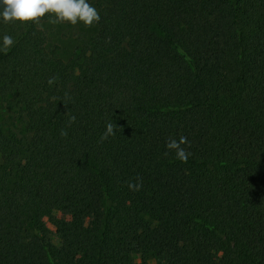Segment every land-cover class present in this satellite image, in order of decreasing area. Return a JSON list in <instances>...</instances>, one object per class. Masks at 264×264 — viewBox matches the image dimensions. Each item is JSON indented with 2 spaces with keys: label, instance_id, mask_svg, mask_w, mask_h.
I'll return each instance as SVG.
<instances>
[{
  "label": "trees",
  "instance_id": "1",
  "mask_svg": "<svg viewBox=\"0 0 264 264\" xmlns=\"http://www.w3.org/2000/svg\"><path fill=\"white\" fill-rule=\"evenodd\" d=\"M88 2L67 60L0 22V264H264V0Z\"/></svg>",
  "mask_w": 264,
  "mask_h": 264
},
{
  "label": "clouds",
  "instance_id": "2",
  "mask_svg": "<svg viewBox=\"0 0 264 264\" xmlns=\"http://www.w3.org/2000/svg\"><path fill=\"white\" fill-rule=\"evenodd\" d=\"M48 13L53 22L68 23L83 26H92L99 22L100 15L97 9L90 5L88 0H0V22L3 23H36ZM14 45L10 35L0 36V51H6ZM74 119V117H73ZM114 133L111 123L106 125V131L101 139H106ZM61 135H66L62 132ZM187 143L184 136L169 138L165 143L166 152H174L176 158L187 161L191 155L183 145ZM138 187V186H137Z\"/></svg>",
  "mask_w": 264,
  "mask_h": 264
},
{
  "label": "rangeland",
  "instance_id": "3",
  "mask_svg": "<svg viewBox=\"0 0 264 264\" xmlns=\"http://www.w3.org/2000/svg\"><path fill=\"white\" fill-rule=\"evenodd\" d=\"M38 26L46 35V45L52 49L54 48L57 56L63 60H67L74 48L89 40L95 31V23L92 26L85 27L81 23L71 25L53 22L52 19L43 20ZM9 118L10 113L0 109V122L6 124V121L10 120ZM59 215L61 216V214ZM133 258L138 264H160V260L153 253L144 255L138 253L134 254Z\"/></svg>",
  "mask_w": 264,
  "mask_h": 264
}]
</instances>
